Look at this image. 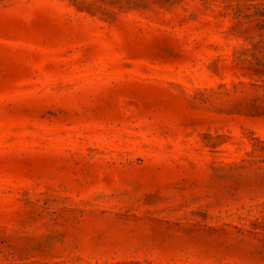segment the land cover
Returning <instances> with one entry per match:
<instances>
[{
    "label": "rangeland",
    "instance_id": "374dc122",
    "mask_svg": "<svg viewBox=\"0 0 264 264\" xmlns=\"http://www.w3.org/2000/svg\"><path fill=\"white\" fill-rule=\"evenodd\" d=\"M0 264H264V0H0Z\"/></svg>",
    "mask_w": 264,
    "mask_h": 264
}]
</instances>
